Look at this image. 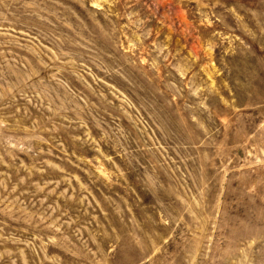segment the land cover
<instances>
[{
    "label": "rangeland",
    "instance_id": "374dc122",
    "mask_svg": "<svg viewBox=\"0 0 264 264\" xmlns=\"http://www.w3.org/2000/svg\"><path fill=\"white\" fill-rule=\"evenodd\" d=\"M0 264H264V0H0Z\"/></svg>",
    "mask_w": 264,
    "mask_h": 264
}]
</instances>
